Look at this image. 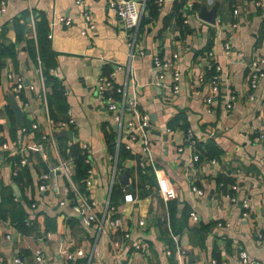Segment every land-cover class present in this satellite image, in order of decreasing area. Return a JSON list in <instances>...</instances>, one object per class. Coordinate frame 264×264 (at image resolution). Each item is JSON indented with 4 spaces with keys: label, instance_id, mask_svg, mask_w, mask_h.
Masks as SVG:
<instances>
[{
    "label": "crops",
    "instance_id": "1",
    "mask_svg": "<svg viewBox=\"0 0 264 264\" xmlns=\"http://www.w3.org/2000/svg\"><path fill=\"white\" fill-rule=\"evenodd\" d=\"M131 1L143 8L135 46L142 54L131 59L130 74L125 68L129 61L125 30L107 10V0H82V5H76L74 0H6L0 29L6 28L4 37L13 45V56L2 57L0 67V194L10 191L13 202L37 231L22 234L9 217L0 218V264H15L14 258L24 264L36 247L44 249L51 264L63 263L61 251L66 248H81L85 255L92 253L91 264H114L112 241L119 239L121 231L129 235L128 240H118L122 264H178V250L184 252L182 264H240L242 253L264 264V240L258 237L264 232V76L251 100L246 87L250 62L256 57L264 58V9L255 6L254 0H234L230 11L227 2L219 0L220 24H208L196 17V11H186L181 15L191 31L179 36L173 19L168 18L175 0H161L159 4L155 0L157 13L153 17H148L144 8L147 0ZM83 8L90 14L92 30L85 29ZM22 12L29 16L15 38L12 22ZM38 13L43 14L51 32L50 38L46 35L55 62L50 70L66 103L65 112L56 113L55 122L47 114L51 89L43 82L38 58H32L26 49L35 38L33 15ZM60 16L69 17L70 24H58L55 20ZM51 21L55 22L52 27ZM231 23H235L233 29L229 27ZM208 42L210 57L202 53ZM224 43L229 45L227 54L222 49ZM153 55L169 63L160 78L152 67ZM209 61L219 67V92L211 105H205L208 84L203 76ZM173 68L179 72L175 95L170 89ZM110 72L114 73V83L135 99L137 110L147 115L150 156L156 173L150 167L146 171L136 165L141 155L136 144L130 146L128 157L118 159L117 150L115 159H109L114 150L108 151L103 129L110 127L113 139L116 125L97 100L94 88L97 78ZM15 76L22 80L15 100L22 111L19 126L15 125L8 101L9 94L13 97ZM227 91H232L235 98L231 108L225 110ZM68 114L73 119V126L67 129L71 138L62 134L55 137L56 122L65 120ZM123 118L127 119L128 114ZM31 124L36 128L31 129ZM183 127L191 130L196 143L212 140L220 150L218 156L196 166L188 162L190 151L183 147ZM258 134H263V140L255 139ZM75 142L86 145L91 159L93 184L88 195L97 203L95 212L102 213L108 202L122 221L115 232L106 221L84 227L68 205H57L58 191L68 183L60 170L53 177L56 189L49 187L42 192L37 187L40 172L67 159ZM178 147L183 149L177 151ZM15 155L24 156L25 164L8 161ZM21 167V181L16 184L12 177ZM123 170H127L125 184L118 180ZM146 172L150 178L146 179ZM219 174L232 180L225 190L215 185ZM66 175L75 182L72 161ZM193 182L203 192L201 196L190 190ZM123 187L132 195L130 202L123 201ZM172 199L177 201V218L182 209L188 210L179 233L173 232L169 223L166 202ZM244 201L246 208L242 206ZM190 211L196 220L190 219ZM242 212L246 215L242 216ZM199 224L207 225V229L202 241L195 243L189 229ZM45 230L51 232V237L40 243L36 232ZM6 234L11 237L5 238ZM165 248L170 250L168 256L163 254ZM82 259H75L74 264L82 263Z\"/></svg>",
    "mask_w": 264,
    "mask_h": 264
},
{
    "label": "built area",
    "instance_id": "2",
    "mask_svg": "<svg viewBox=\"0 0 264 264\" xmlns=\"http://www.w3.org/2000/svg\"><path fill=\"white\" fill-rule=\"evenodd\" d=\"M202 1L207 6H210L214 0H185L184 5L181 8V13L184 16V10L188 12L192 7L193 3ZM161 0H156V3L159 4ZM76 5H82V0H74ZM254 5L264 9V0H254ZM107 10L116 16L123 28L125 34V46L127 48V58L128 62L126 64V69L128 73H132L130 61L135 54H142V50L136 49V31L139 25V20L141 17V12L143 5L135 3L131 0H107L106 3ZM6 10V0H0V15L4 14ZM82 17L85 21V29L92 30L93 25L90 21V14L86 9H82ZM236 9L232 10L233 14H236ZM195 11H193V14ZM58 24L64 26L69 25L71 20L69 17L60 16L55 20ZM185 22V19H184ZM55 22H50V27L53 26ZM215 24H220V19L216 16ZM230 28L235 27V23L229 24ZM51 32H48L47 37L50 38ZM81 34H85V30H81ZM222 49L225 54L228 53L229 45L224 43ZM207 56H211V52H207ZM173 58L176 55H172ZM152 67L154 72L157 74V78L161 77V73L169 66V63L158 55H153L151 57ZM219 67L214 63V72L209 77L208 84V93L204 97L205 105H211L213 103L214 96L219 92V77H218ZM131 76V75H130ZM264 76V58L256 57L249 64V72L246 77V87L248 89L247 97L251 100L253 98V91L257 87L259 80ZM114 73L110 72L108 76L103 77L99 76L97 78L94 93L97 100L102 103L105 107V110L108 111L111 120H113L116 125L115 134L113 138V147L114 155H109V159H115L116 152L118 148H122L126 151H130V146L136 144L139 147L141 155L136 160V165L139 168L150 167L153 172L156 173L155 167L153 165L151 156H150V141L148 137V119L145 113H141L137 110L136 102L133 97L128 96L123 88L118 86L113 81ZM178 79L179 72L176 68L171 69V85L170 89L173 95L178 92ZM12 92L14 100L18 99V93L22 88V80L19 76L12 78ZM118 96V99L116 98ZM235 96L232 91H227L224 94V108L228 110L231 108L232 102ZM22 107H26V102H22ZM128 114V118L124 119V115ZM73 126V119L68 114V118L56 122L55 128L58 130H67L69 127ZM31 129H35L36 125L31 124ZM21 131H25V128H21ZM212 134L209 133L208 136ZM44 138V137H43ZM184 144L183 147L190 151V156L188 162L195 163L198 160V155L195 153L194 148L196 145V140L189 128L183 132ZM256 140H263V134H258L255 138ZM33 147V145H32ZM79 147L85 151L86 157H84L83 162L88 164V167L85 172V177L81 180V187L78 186L76 182L70 181L66 175L67 166L71 163V157H68L65 160L59 161L56 167L48 168L46 171L40 172L38 176V189L40 191H45L49 187L56 189V183L53 180L57 170H60L66 176L68 183L60 188L58 191L59 198L57 199V205L64 206L68 205L71 211L77 214L80 217V220L84 227L98 226L103 221H106L108 228L115 232L117 229L121 228L122 221L119 217L115 216L113 207L107 203L104 205V211L102 213L95 212L97 203L95 200L89 197L88 190L93 184L92 179V167L91 159L88 154L87 147L84 143H80ZM183 147H178L177 151H181ZM18 164H25L24 156L18 158ZM15 175V171L12 172ZM232 189H235V186H231ZM190 190L194 192L197 196L202 195V191L194 185L190 186ZM123 191V201L130 202L132 200V195L126 190L125 187L122 188ZM163 191V190H162ZM164 194V192H163ZM229 200L234 202L235 198L232 195H229ZM244 208L247 207L246 202H242ZM189 217L192 220H196V215L194 212H189ZM242 216L246 215V212L241 213ZM138 225H142V221L138 220ZM25 224H30L29 220H26ZM220 225L219 223L217 224ZM37 233V240L40 243L47 242L51 237V232L48 230ZM128 232L121 231L119 239L128 240ZM11 236L6 234L5 238H10ZM258 237L264 240V232L258 233ZM113 240L112 247L115 249L113 253L114 264H122V254L120 248V241ZM135 248L138 247L137 244H133ZM68 248L61 251L63 263L62 264H74L75 259L83 258L82 263L80 264H91L93 260L92 253L87 255L84 254L81 248H72L71 251L67 250ZM119 250V251H118ZM165 256L170 254V250L165 248L163 251ZM184 252L178 250L177 252V261L178 264H182V257ZM13 263L22 264L19 258H14ZM24 264H51L49 256L46 254L42 247H36L32 251V255L29 261ZM240 264H258L253 260H249L245 254L240 256Z\"/></svg>",
    "mask_w": 264,
    "mask_h": 264
},
{
    "label": "trees",
    "instance_id": "3",
    "mask_svg": "<svg viewBox=\"0 0 264 264\" xmlns=\"http://www.w3.org/2000/svg\"><path fill=\"white\" fill-rule=\"evenodd\" d=\"M185 0H175L172 3V7L170 10V14L168 15V18L173 19L174 24L177 26L179 30V36H183L186 33H189L191 29L189 26L183 22V16L181 15V8L184 5ZM226 1L229 5V10L231 11V4L234 2V0H223ZM199 2L193 3L192 7L188 12L197 11L199 8ZM145 10L148 12V17H153L157 13V6L155 3V0H147L145 2ZM186 12V10H184ZM29 16L28 12H22L18 18L13 20L12 24L14 27L15 32V38L19 37V34L21 32V26L24 23V20L27 19ZM219 16H222V12L219 13ZM18 19H21L22 23L19 22ZM223 20V19H222ZM33 21H34V28H35V38L34 40L30 41L29 44H27V52L28 54L33 58L37 57L39 60L40 65V71L41 75L43 77V82L49 88L51 89V95L47 97V114L51 121L55 122L56 113L63 114L66 110V103L64 101V97L62 96V88L57 81V79L52 75L50 69H54L55 62L53 58V52L50 49L49 41L46 37L48 33V26L46 23V20L42 13H38L36 15H33ZM224 21V20H223ZM142 23V20H141ZM140 23V25H141ZM6 31V28L3 26L0 29V67L2 65L1 58L4 56H13V45L11 43H7L5 41L4 33ZM210 48V42H208L203 50L205 56H207V52ZM206 74L203 76L205 80L208 81L209 77L214 72V64L212 61H209V65L205 70ZM52 105L53 108L50 106ZM6 112L9 117H11V112L8 107H6ZM175 122V120H174ZM183 132L187 129L185 127L182 128ZM103 134L105 137V142L107 143V149L109 152H112L114 150L113 147V139H112V133L110 127H107L106 129H103ZM195 153L198 155V160L193 163L194 166L199 164L202 160H208L211 158H216L220 152V150L217 148L215 143L212 140H207L205 143L198 142L195 145L194 148ZM69 157H71V160L74 164V175L73 179L78 184V186L81 187V180L85 177V172L88 167V164L83 162L84 157H86V153L84 150H82L78 144L75 142L73 143L69 148ZM118 159L119 158H125L128 157V153L126 150L120 148L118 149ZM12 164H16L18 162V156H12L8 160ZM24 168V166H23ZM23 168L21 167L17 174L12 177V181L16 184L20 183L21 181V173L23 171ZM147 167H143L146 171H149L146 169ZM145 173V172H144ZM146 179L150 178V174L146 172ZM232 182V180L225 175H217L215 177V185H218V187L221 190H225L226 184ZM192 185L196 186L194 182ZM198 188V187H197ZM11 192L8 191L5 194H0V218L9 217L10 221L13 222L15 228L18 230V232L22 234H30L35 230L33 226V222H31L30 218H28L23 212L22 208L19 207L16 202H13L12 200ZM167 203V209H168V215H169V223L171 226V229L175 233H179L182 227L185 225L186 215L188 210L182 209L180 211V215L177 218L175 216L176 209H177V201L175 199L169 200ZM26 220L30 221V224H25ZM207 225L199 224L197 227H192L189 229V232L193 238V241L195 243H198L202 241L203 233L206 231ZM49 231V230H48ZM213 255L216 257L215 252L213 251Z\"/></svg>",
    "mask_w": 264,
    "mask_h": 264
},
{
    "label": "water",
    "instance_id": "4",
    "mask_svg": "<svg viewBox=\"0 0 264 264\" xmlns=\"http://www.w3.org/2000/svg\"><path fill=\"white\" fill-rule=\"evenodd\" d=\"M218 8L219 0H214V2L210 6H207L204 2H200L199 8L196 11L195 15L198 19L208 24H214ZM8 101L13 113L15 125L19 126L22 118V111L19 109L16 101L10 94L8 95ZM61 134L66 136L68 139L71 138V131L69 130H63L61 131ZM118 180L123 184L127 182V170H123V172L118 176ZM14 190L16 191L15 188Z\"/></svg>",
    "mask_w": 264,
    "mask_h": 264
},
{
    "label": "rangeland",
    "instance_id": "5",
    "mask_svg": "<svg viewBox=\"0 0 264 264\" xmlns=\"http://www.w3.org/2000/svg\"><path fill=\"white\" fill-rule=\"evenodd\" d=\"M60 135H61V131L58 130V129H57V130L55 129V131H54V136H55V137H59Z\"/></svg>",
    "mask_w": 264,
    "mask_h": 264
}]
</instances>
